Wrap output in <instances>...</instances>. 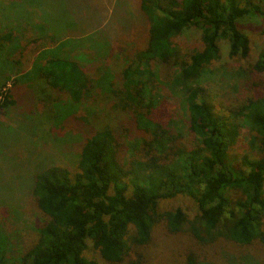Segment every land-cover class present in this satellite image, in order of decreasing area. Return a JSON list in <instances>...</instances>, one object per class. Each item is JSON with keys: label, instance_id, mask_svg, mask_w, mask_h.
<instances>
[{"label": "trees", "instance_id": "obj_1", "mask_svg": "<svg viewBox=\"0 0 264 264\" xmlns=\"http://www.w3.org/2000/svg\"><path fill=\"white\" fill-rule=\"evenodd\" d=\"M82 1L96 9L64 0L62 19L54 0H1L24 13L0 16V113L18 117L29 157L16 185L0 184V264H148L161 225L192 242L181 264H215L204 250L219 241L264 243V46L239 27L264 17V0H126L116 21ZM65 134L74 141L59 144ZM51 144L79 147L76 164H56ZM19 195L32 231L12 220ZM176 199L192 201L191 220L161 209Z\"/></svg>", "mask_w": 264, "mask_h": 264}, {"label": "rangeland", "instance_id": "obj_2", "mask_svg": "<svg viewBox=\"0 0 264 264\" xmlns=\"http://www.w3.org/2000/svg\"><path fill=\"white\" fill-rule=\"evenodd\" d=\"M106 1L108 0H103V2L101 0H94L96 7L94 11H92L93 9L90 10V8L86 5L87 4L86 1L81 2L80 8H83L88 12L90 10V12L95 13V17L112 16L111 18H113L114 21L115 20L114 17L119 16V14H121L120 11L124 10V7L126 5V0H111L110 3H112L113 5H109L108 3H106ZM104 2L107 5V8L105 7V5H103L104 7L102 6ZM1 3L2 2L0 0V4ZM18 6L19 8L15 14V17H12L11 12L9 10H3V9L0 10V16L2 22H3V18L5 17L7 24L10 23L12 24L15 18L17 19L19 16H21L24 13L22 12L23 7L21 4H19ZM53 7L56 9V12L54 13V15H51L52 17L62 18V19L66 18V16L68 17L67 14L65 15V9L67 8H65L64 0H54ZM72 16H74V14H72ZM109 23L112 24L111 21H109ZM23 24L22 26H24ZM239 27L243 32H245L250 37L251 43L253 46H255V48L264 46V17L259 15H253L250 18L245 19L242 22V24L239 25ZM182 38H185L187 42L186 47L190 49L192 48V44L197 41L198 36L194 33H189V34H184L181 37V39ZM182 49H187V48H182ZM252 55L254 57V53ZM224 58L225 55L222 54L221 59ZM9 60H11V58ZM252 60L253 59H249L248 62ZM222 62L220 61L221 66L225 62L227 67L238 66V65L246 66L243 63L237 62V60H233V61L227 60L224 63ZM218 67L219 65L216 64L214 65L213 69L215 68L217 69ZM27 68L24 67V70H27ZM209 83L215 84L214 79L210 80ZM9 86L10 83L7 84V87ZM225 87L226 86H224V91H225ZM211 95H213L212 92ZM213 97L215 96L213 95ZM169 105L170 106H168L167 114L172 115V118L174 117L177 118L178 115H179V119L184 117V116L182 117V112H179L178 105L174 103V100H170ZM39 108L40 111L42 110V113L45 112L44 114H46L49 110V105L46 104H43V106L39 105ZM10 114L7 115L5 113L2 115V113H0V184H2V186L5 183H11V184L16 183L15 178L18 174V162L20 157L24 156L23 157L24 160H27L29 157V152L26 147L25 134H23L22 137L18 125L14 124L13 122L16 121L18 117ZM107 122H111L110 118L108 120L103 121V123H107ZM116 123L117 121L114 120L112 121L111 125L115 126ZM47 125H51V122L48 124V120L45 119V124L41 125L39 128L41 137L44 136L41 139L42 142L46 139V133H45L46 130L47 132H49L50 130V128L46 129ZM239 130L240 131L237 137L238 142L232 148L231 151L235 157L244 155L245 149L249 147L248 133L245 132L244 130L241 129ZM62 139L63 140L59 144H64V143L66 144L68 142L74 141L73 137H71L70 134H65ZM79 152H80L79 147L75 145H73L72 147H65L64 145L56 146L55 144H51L49 147H47V153H48L47 155L52 154V158L56 157L54 158V162L56 164L68 165L70 167L76 164ZM13 161H15V164ZM21 198L22 197L19 195L15 209L20 213L18 217H20L22 220H19L16 217L13 219L11 217V219L14 221L16 226L24 227L27 231H32V229H30V226L32 225L31 223H33L34 221V218L37 216V213L36 211L33 210V208L31 207L30 203H28V200L26 198L25 199L23 198L22 200ZM26 203L29 206L23 205ZM160 207L161 209H164L166 211L180 208L185 213H187L188 219L190 220L196 214L192 201L188 199H176L168 202H163L161 203ZM2 210L5 212V214L8 213L7 212L8 210H6L5 206L2 208ZM11 211L12 209H9L8 214H10ZM154 235H155V238L153 239L154 242L151 243L152 246L148 248L149 250L153 248L151 251L154 254H151L150 256H148L147 254L148 264H181L180 261H182L181 257L183 256L184 249L188 248L189 245L190 246L193 245L188 237L182 235H176V236L170 235L168 232H166L163 225H161L158 228V230L155 232ZM165 242L167 243L166 248H164L161 251V247L159 244H161L162 246V244H164ZM154 244H156L158 248L153 247ZM207 251L210 252L209 262L215 264H264V243L261 244L255 243L253 244V246L241 247L230 242L228 243L224 241H219L215 243L214 246L205 248L204 252Z\"/></svg>", "mask_w": 264, "mask_h": 264}]
</instances>
